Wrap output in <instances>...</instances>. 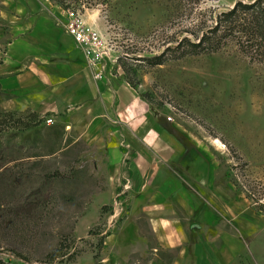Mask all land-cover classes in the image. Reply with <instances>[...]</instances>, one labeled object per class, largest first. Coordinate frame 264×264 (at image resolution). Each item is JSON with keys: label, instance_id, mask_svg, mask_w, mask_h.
<instances>
[{"label": "rangeland", "instance_id": "1", "mask_svg": "<svg viewBox=\"0 0 264 264\" xmlns=\"http://www.w3.org/2000/svg\"><path fill=\"white\" fill-rule=\"evenodd\" d=\"M253 1L110 0L78 15L103 41L100 60L136 91L175 147L208 168L207 196L217 211L224 216L221 202L228 201L235 218L248 207L242 264H264V213L256 209L264 205V65L232 42L194 56L176 47L197 42L235 3ZM39 11L65 32L72 13L48 0H0V35L12 38L33 25L27 13ZM11 114L8 124L30 112ZM34 114L37 127L0 133V261L174 264L175 252L160 249L142 210L115 216V204L99 205L105 179L90 159L101 152L72 140L55 114ZM130 222L137 237L124 242L117 235ZM57 249L59 256L48 258Z\"/></svg>", "mask_w": 264, "mask_h": 264}, {"label": "crops", "instance_id": "2", "mask_svg": "<svg viewBox=\"0 0 264 264\" xmlns=\"http://www.w3.org/2000/svg\"><path fill=\"white\" fill-rule=\"evenodd\" d=\"M27 14L33 25L10 39L1 31L0 111L55 114L72 140L101 152L90 159L105 179L99 205L115 204V216L142 210L174 264H242L248 207L234 218L225 201L220 214L207 196L208 168L175 147L136 91L104 60L90 64L52 15ZM127 224L117 235L124 242L137 237Z\"/></svg>", "mask_w": 264, "mask_h": 264}, {"label": "trees", "instance_id": "3", "mask_svg": "<svg viewBox=\"0 0 264 264\" xmlns=\"http://www.w3.org/2000/svg\"><path fill=\"white\" fill-rule=\"evenodd\" d=\"M61 9L80 15L86 8L94 5H107L110 0H49ZM227 42L236 45L240 53L249 60H258L264 65V0H255L252 3L237 2L231 10L217 16L215 26L208 29L193 43L183 39L178 43L176 50L183 49L181 56H194L205 53L218 52ZM156 64L161 61L155 60ZM15 115L0 113V133L10 130H31L39 125L38 116L34 113L27 115V120L18 118L13 124L7 120ZM18 124V125H17ZM20 127V128H19ZM258 212L264 213V205L256 206ZM61 246V244H60ZM60 249L48 255L54 260L59 256ZM0 264H5L0 261Z\"/></svg>", "mask_w": 264, "mask_h": 264}, {"label": "built area", "instance_id": "4", "mask_svg": "<svg viewBox=\"0 0 264 264\" xmlns=\"http://www.w3.org/2000/svg\"><path fill=\"white\" fill-rule=\"evenodd\" d=\"M66 34H68L74 43L82 50L84 58L90 63H97L102 56L103 41L98 32L86 28L81 24L78 15L74 14L67 19L64 25ZM53 119L47 118L46 125H52Z\"/></svg>", "mask_w": 264, "mask_h": 264}]
</instances>
